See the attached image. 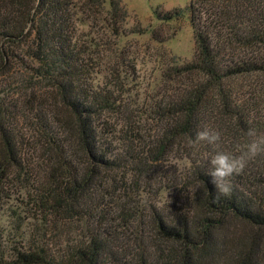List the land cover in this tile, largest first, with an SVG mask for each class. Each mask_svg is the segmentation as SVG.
Listing matches in <instances>:
<instances>
[{"label": "trees", "instance_id": "trees-1", "mask_svg": "<svg viewBox=\"0 0 264 264\" xmlns=\"http://www.w3.org/2000/svg\"><path fill=\"white\" fill-rule=\"evenodd\" d=\"M89 1L0 0V81L17 68L30 74L17 87L26 93L36 82L42 90L19 100L0 82V186L12 169L25 166L20 158L40 160L49 171L35 206L42 214L64 216L103 197L107 181L128 178L127 190H139L162 167L179 163L183 172L168 179L175 192L169 213L152 209L150 218L165 247L139 241L119 252L91 237L67 258L35 248L16 251L12 264H264V155L233 178L229 196L217 199L207 175L216 151L239 154L250 128L264 133V0H191L187 10L156 14L165 22L188 14L195 55L186 64L173 63L164 75L173 90L154 97L146 116L90 79L97 52L77 35L82 14L95 12ZM115 13L108 27L118 37L122 19ZM55 106L69 119L45 114ZM25 114L38 118L35 136L23 137L16 128ZM143 116L157 126L143 129ZM205 127L221 133L218 147L192 145ZM138 214L120 217L135 224Z\"/></svg>", "mask_w": 264, "mask_h": 264}, {"label": "rangeland", "instance_id": "rangeland-1", "mask_svg": "<svg viewBox=\"0 0 264 264\" xmlns=\"http://www.w3.org/2000/svg\"><path fill=\"white\" fill-rule=\"evenodd\" d=\"M89 0H81L80 5ZM94 10L82 14L85 22L77 23L78 36L87 41L97 53L91 56L98 65L91 76L94 86L112 90L117 100L131 111L144 116L154 97L168 96L173 90L167 83L169 68L173 63L183 65L193 60L195 44L189 16L184 13L180 19L169 22L157 20L156 14L174 10H187L191 0H92ZM90 3V1H89ZM91 4V3H90ZM122 19L121 34L114 37L109 33V16L114 11ZM155 32L158 41L152 40ZM14 68L1 86L9 84L16 99H24L28 93H37L39 84L17 87L28 80L29 73L18 74ZM249 84L250 81H248ZM26 85V84H24ZM246 90L249 89L247 86ZM9 94V98H10ZM9 101V100H8ZM126 109V108H125ZM45 114L54 120H68V114L59 107L47 108ZM54 113V115H53ZM142 117L140 126L147 130L157 125L147 117ZM103 120L110 126L116 125L113 118ZM48 121V119H47ZM102 121V120H101ZM38 118L25 114L18 120L17 129L23 135L35 136ZM25 168L12 169L7 180L0 186V262L12 264L16 251L35 248L46 250L49 255L67 258L76 247L84 246L91 237L100 239L120 252L128 250L139 241L152 246L164 245L156 238L154 224L150 222L152 213H169L175 192L169 190L168 179L171 172H183L181 164L171 162L161 168L148 184H140V189L127 190L131 179L118 177L116 181L102 184L103 197L92 199L81 208L68 211L64 216L45 215L35 206L38 193L45 190L46 166L40 160L33 162L22 157ZM25 159V161H24ZM29 160V161H28ZM22 164V166H23ZM38 190V192L36 191ZM100 195V194H99ZM138 214L137 222L125 223L123 215ZM237 224H231L230 231H236ZM165 247V246H163Z\"/></svg>", "mask_w": 264, "mask_h": 264}, {"label": "clouds", "instance_id": "clouds-1", "mask_svg": "<svg viewBox=\"0 0 264 264\" xmlns=\"http://www.w3.org/2000/svg\"><path fill=\"white\" fill-rule=\"evenodd\" d=\"M246 135L250 138L242 147H238L239 154L227 151H216L209 161L207 175L217 193V199L221 196L231 195L234 184L233 178L240 175L248 163L258 156L264 155V133H258L250 128ZM221 141V133L207 127L197 131L195 138L191 140L193 146L206 143L218 147Z\"/></svg>", "mask_w": 264, "mask_h": 264}]
</instances>
